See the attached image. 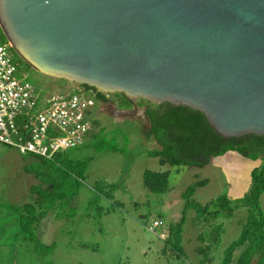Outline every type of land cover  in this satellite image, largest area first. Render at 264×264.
I'll return each instance as SVG.
<instances>
[{
  "label": "water",
  "instance_id": "obj_1",
  "mask_svg": "<svg viewBox=\"0 0 264 264\" xmlns=\"http://www.w3.org/2000/svg\"><path fill=\"white\" fill-rule=\"evenodd\" d=\"M0 30L43 74L264 135V0H0Z\"/></svg>",
  "mask_w": 264,
  "mask_h": 264
},
{
  "label": "rangeland",
  "instance_id": "obj_2",
  "mask_svg": "<svg viewBox=\"0 0 264 264\" xmlns=\"http://www.w3.org/2000/svg\"><path fill=\"white\" fill-rule=\"evenodd\" d=\"M8 53L19 63L18 77L28 81L40 96L74 86L27 66L12 48ZM107 106L96 103L93 108L97 137L90 136L82 146L67 150L72 158H89L82 178L69 174L64 178L66 190H76L75 197L51 207L32 225V235L21 231L18 216L25 212L15 208L32 201L30 187H43L40 179L24 169L37 159L9 146L0 147V264H218L239 237L248 208H237L231 217L205 219L195 208L185 209L187 200L182 193L195 181L207 179L189 201L208 205L209 211L221 194L234 202L249 190L248 172L257 162L244 166L223 155L202 167L161 165L150 154L157 143L143 135L149 124L141 108L136 115L124 118L110 114ZM99 139L113 143L114 149L97 148ZM147 169L168 171V191L152 192L144 186ZM258 203L264 214V191ZM183 214V253L178 255L165 238L168 225L178 222ZM154 220L159 225L152 233L146 225ZM217 224L219 231L214 230ZM199 246L206 250L200 252ZM242 250L243 246L234 249L230 264Z\"/></svg>",
  "mask_w": 264,
  "mask_h": 264
},
{
  "label": "trees",
  "instance_id": "obj_3",
  "mask_svg": "<svg viewBox=\"0 0 264 264\" xmlns=\"http://www.w3.org/2000/svg\"><path fill=\"white\" fill-rule=\"evenodd\" d=\"M0 37L3 41H7L1 30ZM71 89H81L91 94L87 89L94 90L95 88L74 83ZM145 116L149 126L143 131V135L157 143L158 147L151 150L150 154L157 157L161 165L202 167L208 164L210 159L220 158L223 155L230 159L235 158L238 160L235 162L238 164L240 162V165L244 166L257 162L250 167L248 172L250 173L249 190L234 202L227 197L226 193L221 194L216 199L214 209L209 211L208 205L200 206L189 201L197 187L207 184V179L197 180L187 186L182 197L187 200L185 209L193 207L196 209L197 215L203 216L205 219L207 217L216 219L220 215L231 217L237 208L246 206L248 216L242 225L241 233L225 250V256L218 264H230L232 253L238 246H243V250L234 264H264V214L258 203V198L264 191V135L246 134L239 137H221L213 130L203 113L187 106H175L169 102L161 104L149 102ZM93 124L95 126L98 122L94 119ZM94 135L97 134L92 132L90 136ZM96 147L114 149L113 143H106L102 139L96 141ZM28 155L37 160L26 164L24 169L40 179L43 187L38 188L34 185L30 187L33 195L32 201L15 209L25 212V215L19 214L18 216L21 231L32 235V225L40 222L51 207L58 201H72L75 197L76 190H66L64 178L67 174L75 178H82L87 169L89 158H72L69 151L57 152L53 160L33 154ZM167 177L168 171L147 169L143 172V184L149 191L165 192L169 189ZM183 223L184 214L178 222L168 225L165 238L178 255L183 253L181 247ZM220 229L218 224L215 225V231ZM199 239H203L201 234ZM198 250L204 252L206 249L199 246Z\"/></svg>",
  "mask_w": 264,
  "mask_h": 264
},
{
  "label": "built area",
  "instance_id": "obj_4",
  "mask_svg": "<svg viewBox=\"0 0 264 264\" xmlns=\"http://www.w3.org/2000/svg\"><path fill=\"white\" fill-rule=\"evenodd\" d=\"M9 48L0 37V147L53 160L57 152L82 146L94 130L95 97L81 89L40 96L18 77ZM158 225L154 220L146 228L155 233Z\"/></svg>",
  "mask_w": 264,
  "mask_h": 264
},
{
  "label": "flooded vegetation",
  "instance_id": "obj_5",
  "mask_svg": "<svg viewBox=\"0 0 264 264\" xmlns=\"http://www.w3.org/2000/svg\"><path fill=\"white\" fill-rule=\"evenodd\" d=\"M94 97H95V104L98 103L99 106L102 104H107L108 111L111 114L118 115L121 109H130L134 105H136L139 108H144L143 111L145 115V111L147 106L149 105V101L143 100V98H134V97H128L123 93L118 92H105L100 91L97 89H87ZM87 91V92H88Z\"/></svg>",
  "mask_w": 264,
  "mask_h": 264
},
{
  "label": "crops",
  "instance_id": "obj_6",
  "mask_svg": "<svg viewBox=\"0 0 264 264\" xmlns=\"http://www.w3.org/2000/svg\"><path fill=\"white\" fill-rule=\"evenodd\" d=\"M155 148H157V147H155ZM222 164H225V163L223 162ZM227 164H229L231 166L230 162H228V161H227ZM239 164H241V163L239 162Z\"/></svg>",
  "mask_w": 264,
  "mask_h": 264
}]
</instances>
